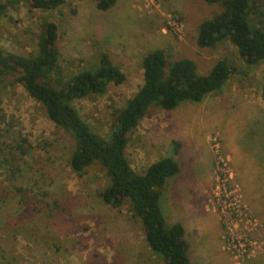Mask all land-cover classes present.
Listing matches in <instances>:
<instances>
[{"label":"rangeland","instance_id":"374dc122","mask_svg":"<svg viewBox=\"0 0 264 264\" xmlns=\"http://www.w3.org/2000/svg\"><path fill=\"white\" fill-rule=\"evenodd\" d=\"M0 1L9 5L0 15V48L6 52L35 54L43 24L51 21L59 28L56 79L96 70L103 54L122 70V84L74 103L104 138L143 86L149 52L161 49L169 62L190 58L202 75L219 60L228 62L230 79L202 102L185 101L172 110L152 106L130 134L127 156L140 174L164 157L179 164L160 204L167 224L186 227L191 264H264V62L247 64L230 41L198 46L199 25L220 13L221 3L117 0L101 11L95 0H66L55 10ZM169 15L183 22L181 37L167 29ZM74 150L72 136L49 119L17 77L1 74L0 264H166L149 247L132 204L113 207L102 200L110 183L106 170H72ZM238 241L248 249L239 261L232 251Z\"/></svg>","mask_w":264,"mask_h":264},{"label":"trees","instance_id":"16d2710c","mask_svg":"<svg viewBox=\"0 0 264 264\" xmlns=\"http://www.w3.org/2000/svg\"><path fill=\"white\" fill-rule=\"evenodd\" d=\"M26 1L36 9L55 10L66 0ZM205 1L221 3L223 10L199 25L198 46L211 48L230 41L247 64L264 62V0ZM95 2L99 10L107 11L117 0ZM8 8L7 3L0 1V15ZM254 15L261 18L259 23L254 22ZM42 28L35 54L20 56L0 48V75H15L45 107L49 119L72 136L75 150L70 165L74 172L82 175L94 165L106 170L110 183L101 192L102 200L113 207H120L126 201L132 204L143 221L152 251L163 257L166 264H191L185 227L179 222L167 224L160 204L162 190L167 180L179 173V164L172 157H164L145 173H138L127 156L130 134L152 106L172 110L185 101L202 102L226 84L234 69L225 60H219L202 75L190 58L169 62L163 50L149 52L143 60V86L119 110L111 135L104 138L91 129L74 103L104 95L111 84H122L125 74L108 54H103L96 70L80 72L67 81L56 79L60 74L59 28L51 21H46ZM179 147L176 143L175 150ZM20 148L27 152V148Z\"/></svg>","mask_w":264,"mask_h":264},{"label":"built area","instance_id":"2783aa9c","mask_svg":"<svg viewBox=\"0 0 264 264\" xmlns=\"http://www.w3.org/2000/svg\"><path fill=\"white\" fill-rule=\"evenodd\" d=\"M167 29L170 32L181 37L184 31V24L178 16L169 15L167 22ZM234 241L235 240H233V243ZM258 242H259L258 240L250 242V246L254 249L256 245L258 246ZM238 245L240 246L239 249H238ZM246 246L247 245L241 244V241H238L236 245H233V250L231 249V245L228 248L229 250L233 251V254H235V259L239 261L245 257V254L248 253V249H246Z\"/></svg>","mask_w":264,"mask_h":264},{"label":"crops","instance_id":"0c3cea01","mask_svg":"<svg viewBox=\"0 0 264 264\" xmlns=\"http://www.w3.org/2000/svg\"><path fill=\"white\" fill-rule=\"evenodd\" d=\"M185 227V226H184ZM186 228V227H185ZM186 230V229H185ZM186 232H187V230H186Z\"/></svg>","mask_w":264,"mask_h":264}]
</instances>
